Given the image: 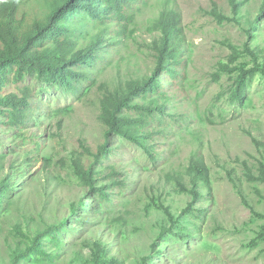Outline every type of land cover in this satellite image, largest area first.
<instances>
[{
    "label": "rangeland",
    "instance_id": "obj_1",
    "mask_svg": "<svg viewBox=\"0 0 264 264\" xmlns=\"http://www.w3.org/2000/svg\"><path fill=\"white\" fill-rule=\"evenodd\" d=\"M19 1V16L25 13L27 22L49 12V0ZM242 2L240 22H235L217 21L210 13L216 7L231 18L227 0H138L124 35L116 33L118 22L107 21L103 29L84 13H72L64 21L75 31L76 46L89 43L100 31L107 42L92 66L82 67L85 76L70 86L29 74L22 86L9 83L3 91L18 94V87H26L34 95L27 124L9 130L0 119V184H9L8 193L0 197V264H11V249L28 245L16 227L32 237L49 225L55 228L50 230L53 237L43 235L42 250L51 256L45 264H91V246L97 241L105 257L119 264H140L143 258L147 264H264V218L257 214L264 213V182L246 174L249 167L259 175L264 164V15L257 28L249 26L263 0ZM167 6L181 16L182 31L176 52L183 61L178 66L181 76L175 85L166 70L158 76L160 91L172 96L167 112L173 116L152 114L162 122V133L146 140L153 159L138 144L111 136L109 143L119 150L108 159L99 158L94 168L99 184L119 182L108 189L109 199H101L74 175L73 160L79 158L86 167L93 164L103 141L100 85L113 88L154 71L148 44L157 32L151 26ZM247 44L257 51V59ZM234 49L239 54L231 63ZM225 64L263 69L250 82L245 104L233 100L237 72L222 70ZM152 97L161 100L153 94L137 100L146 104ZM199 154L210 169L211 189L200 182L203 196L187 210L192 195L179 190L172 175L183 174L190 186L186 169ZM108 164L119 173L107 176ZM161 203L181 217L180 224L171 223ZM72 206L78 208L74 213ZM166 228L171 231L159 238Z\"/></svg>",
    "mask_w": 264,
    "mask_h": 264
},
{
    "label": "trees",
    "instance_id": "obj_2",
    "mask_svg": "<svg viewBox=\"0 0 264 264\" xmlns=\"http://www.w3.org/2000/svg\"><path fill=\"white\" fill-rule=\"evenodd\" d=\"M138 0H49L48 14L43 18H35L26 21L25 13L19 16V0H0V119L1 125L9 130H15L21 125L28 123L32 105V92L26 87H18L17 93L3 94L9 83L15 86H22L25 76L36 74L40 79L53 82L58 85L70 86L72 80H79L85 76L82 67L92 66L97 55V50L104 47L106 41L105 33L98 32L95 38L83 46H76L77 42L73 37L75 32L66 22L72 13H84L90 19L97 21V26H106L107 21H116L120 24L119 35H124L128 31L134 15L130 12L135 10ZM243 1V0H242ZM241 0H227L230 6L232 17H224L216 9L212 8L210 13L217 21H239V12L244 4ZM264 15V0L260 8L259 15L250 22V28H257L256 21ZM256 26V27H255ZM151 29L157 32L153 37L149 50L155 58L154 71L150 76L137 77L125 80L117 86L110 88L105 83L100 85L101 93L99 99V120L105 125L103 141L99 144L95 162L87 167L83 166L79 158L73 160V173L91 192H94L101 199H109L111 192L108 189L117 180H109L99 184V171L94 166L100 159H108L109 154L118 151L116 145H111L109 139L113 135H119L127 140L138 144L149 154L150 159L155 156L151 153L146 144V140L154 134H161L159 126L162 124L161 118L153 117V112L172 117L173 114L167 112L169 102L172 98L166 91L161 90L158 76L163 71H167L172 76L171 83L176 84L181 76L178 66L183 64L182 58L177 56V48L180 45L181 16L171 7L161 10L158 19L152 24ZM251 32V31H250ZM246 50L257 59V51L246 45ZM238 50L234 49L230 62L238 58ZM224 71L237 72L232 90L234 101L245 104L248 99V86L261 69L259 65L246 67L245 65L230 66L223 65ZM174 88V87H173ZM148 94L156 95L161 100L156 102L155 98H150L144 104L139 100L148 99ZM139 99V100H137ZM151 124L152 127L148 125ZM156 124V125H155ZM62 119L57 120V127L61 128ZM148 127L150 129H148ZM148 129V130H145ZM261 144L256 137L254 139ZM83 147V145H82ZM100 158V159H99ZM259 175H255L251 168L247 167V177L252 180L264 182V164L260 163ZM110 168L107 176L116 175L114 164H108ZM186 174L190 179V186H187L185 177L181 173L172 175L181 191H187L192 195L188 203L187 210H192L195 203L203 196L200 182L206 183L210 187V169L202 154L193 157L190 161ZM229 177L236 184V179L229 171ZM9 191V184L3 180L0 184V197ZM210 192V191H209ZM245 202L246 199H244ZM83 206L81 202L79 208ZM169 216L173 225L180 224L181 217H175L169 207L161 203L159 205ZM72 206L73 213L76 211ZM203 211V209H200ZM264 218V213H258ZM64 220L59 225H63ZM49 225L43 230H36L32 237L21 232L16 227V234L28 241V245L22 250L20 248L11 249V264H20L22 261L45 264L51 256L42 250L43 235L53 237L55 227ZM52 227V228H51ZM170 228L163 229L159 234L161 238ZM175 235L184 236L177 232ZM260 235H264L263 233ZM156 246V241L153 247ZM91 264H119L117 259L105 257V249L101 243L93 242L90 253ZM143 258L140 264H147ZM73 264V263H71Z\"/></svg>",
    "mask_w": 264,
    "mask_h": 264
}]
</instances>
